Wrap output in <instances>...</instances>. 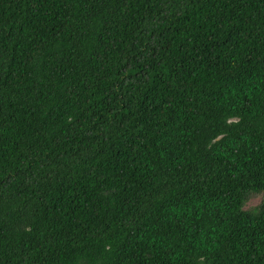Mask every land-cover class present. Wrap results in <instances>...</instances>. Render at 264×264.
<instances>
[{
	"label": "trees",
	"instance_id": "16d2710c",
	"mask_svg": "<svg viewBox=\"0 0 264 264\" xmlns=\"http://www.w3.org/2000/svg\"><path fill=\"white\" fill-rule=\"evenodd\" d=\"M0 264H264V0H0Z\"/></svg>",
	"mask_w": 264,
	"mask_h": 264
}]
</instances>
